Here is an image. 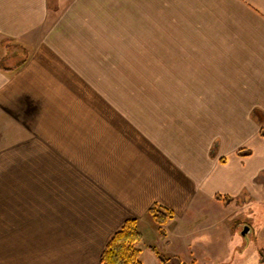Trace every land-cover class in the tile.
<instances>
[{
	"label": "crops",
	"instance_id": "crops-1",
	"mask_svg": "<svg viewBox=\"0 0 264 264\" xmlns=\"http://www.w3.org/2000/svg\"><path fill=\"white\" fill-rule=\"evenodd\" d=\"M18 53L0 66V264H101L128 219L154 236L144 264H162L151 245L190 264L214 220L264 202V0H0V60ZM155 205L175 212L163 237Z\"/></svg>",
	"mask_w": 264,
	"mask_h": 264
},
{
	"label": "rangeland",
	"instance_id": "rangeland-1",
	"mask_svg": "<svg viewBox=\"0 0 264 264\" xmlns=\"http://www.w3.org/2000/svg\"><path fill=\"white\" fill-rule=\"evenodd\" d=\"M158 32L161 29H157ZM174 29V33H178V29ZM159 35V33H158ZM159 38V36H158ZM193 63L196 62V60L192 61ZM167 77V76H166ZM132 78V77H126V79ZM192 77H190L191 79ZM236 78V77H235ZM135 84H141V87L147 89H152L154 91H157L156 94H160L159 90L149 88L152 84H160V82H164L165 76H149V75H141L138 78L135 76ZM179 79V77H178ZM238 80L244 81V77H238ZM147 86V87H144ZM157 89H160L159 86H157ZM152 91V92H154ZM169 93L171 94L172 99H189V100H196L197 92H176L172 91ZM229 94V93H227ZM233 93H230L232 95ZM237 96H241L242 92H237ZM159 97V95H157ZM238 97V98H239ZM258 119H263V117L260 114H257ZM260 117V118H259ZM258 134L259 127H255L254 131ZM260 139H264V135H258ZM261 139V140H262ZM264 142V140H263ZM262 142V143H263ZM264 177V173H262ZM256 179L257 182L259 180L261 181L262 178ZM3 188H0V225L3 226V215H4V203H3ZM247 199L246 205L241 201L238 206L242 205L244 206L243 209L234 210L235 208H232L230 210V215L222 217L220 220H214L215 223H220L219 227L216 229V231L211 234L210 236L206 237V239L210 240L209 246L207 249H205L202 252H194L192 255L195 257L188 258L190 264H233L237 260L241 259L242 257L249 254L250 259H256L257 256V250L264 248V240L261 239V228L264 225V202H258L255 201L252 205L249 204V200ZM244 198V200H246ZM235 207V206H234ZM241 207V206H240ZM234 213V214H232ZM152 225L156 227V231L160 229V226L154 221V219L151 217ZM183 221L180 220L181 227L185 228L186 223H182ZM173 222H169L167 225L163 226V230L165 231L172 229ZM196 228V226H194ZM250 228V231L248 234L244 235L243 231L245 228ZM145 227H142L141 230L145 234V241L138 244V246L141 249L145 248L146 243L153 242L154 236L151 231H148L145 229ZM166 232V231H165ZM177 236H180V232H176ZM161 236L163 237L161 231ZM174 240H178L177 237H173V243L175 244ZM185 246L181 244V241L176 244V248H184ZM168 251H164L165 255ZM174 260L172 264H178L175 257H172Z\"/></svg>",
	"mask_w": 264,
	"mask_h": 264
},
{
	"label": "trees",
	"instance_id": "trees-1",
	"mask_svg": "<svg viewBox=\"0 0 264 264\" xmlns=\"http://www.w3.org/2000/svg\"><path fill=\"white\" fill-rule=\"evenodd\" d=\"M16 58L19 59L17 65L8 67L7 59L0 60V66L7 72H14L27 61V55L18 53ZM9 59V58H8ZM256 115L260 114L264 123V115L260 111H255ZM260 118V117H259ZM264 135V128L262 130ZM241 155H250L251 151L240 152ZM226 161L222 159V163ZM218 200L227 199L221 195L217 196ZM149 214L154 221L160 226L162 235H166L163 226L175 218V212L161 205H155L149 210ZM144 240V234L139 228L138 219H128L124 224L110 237L101 256V264H144L142 261V249L138 246ZM157 256L162 264H172L173 258L162 254L156 246L149 247ZM260 259L264 263V248L259 250ZM178 264H184L180 259L175 258Z\"/></svg>",
	"mask_w": 264,
	"mask_h": 264
},
{
	"label": "water",
	"instance_id": "water-1",
	"mask_svg": "<svg viewBox=\"0 0 264 264\" xmlns=\"http://www.w3.org/2000/svg\"><path fill=\"white\" fill-rule=\"evenodd\" d=\"M250 231V228L246 227L245 230L243 231V234L246 235Z\"/></svg>",
	"mask_w": 264,
	"mask_h": 264
}]
</instances>
